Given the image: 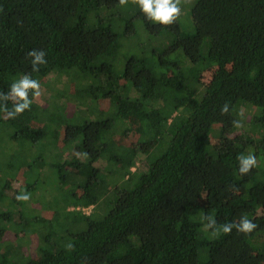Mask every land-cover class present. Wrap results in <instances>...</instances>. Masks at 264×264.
I'll use <instances>...</instances> for the list:
<instances>
[{
  "label": "trees",
  "instance_id": "obj_1",
  "mask_svg": "<svg viewBox=\"0 0 264 264\" xmlns=\"http://www.w3.org/2000/svg\"><path fill=\"white\" fill-rule=\"evenodd\" d=\"M189 7L192 32L182 29L180 16L169 25L149 20L132 0H0V93L9 95L0 99V127L15 149L45 139L49 158L61 155L56 145L63 131L67 159L49 165L57 180L75 182L64 214L54 212L55 233L40 232L41 243L24 261L17 247L4 246L9 230L0 229V264H264V0H191ZM136 20L166 42L126 57L123 35L136 33ZM33 49L46 53L39 71L28 56ZM120 52L126 65L117 72ZM215 66L203 83V71ZM55 70L66 85L84 79L67 98L76 112L85 107L81 115L49 110L29 91L30 109L10 118L4 106L12 111L17 102L12 84ZM91 78L103 89L94 90ZM247 120L255 134L236 133L233 121L244 127ZM216 125L218 146L211 142ZM120 133L134 134L133 150L114 140ZM3 142L0 136L5 153ZM143 144L151 145L144 167L133 170L126 157ZM249 154L257 165L240 173L238 156ZM10 187L7 181L0 190V207L15 202ZM102 208L107 211L99 214ZM11 215L1 211L0 222ZM244 217L257 225L250 233L239 231ZM43 219L30 223L51 221ZM225 224L231 233H224ZM57 232L70 241L61 244Z\"/></svg>",
  "mask_w": 264,
  "mask_h": 264
},
{
  "label": "rangeland",
  "instance_id": "obj_2",
  "mask_svg": "<svg viewBox=\"0 0 264 264\" xmlns=\"http://www.w3.org/2000/svg\"><path fill=\"white\" fill-rule=\"evenodd\" d=\"M191 0H181V12L180 13V23L181 27L186 32H192L194 30L193 20H192V13L190 6ZM130 6L127 5L125 8V12L131 11L129 10ZM121 14H117V17ZM135 34L130 35L126 34L123 35V43L124 48L122 49V53L125 54L126 57L131 56L132 54H141L145 51H151L155 47H162L166 42L165 37L160 36H151L145 30L141 21L136 20L135 22ZM146 53V52H145ZM181 53V52H180ZM118 55H121V52L114 57L115 61V69L117 72L123 71L126 65V58H119ZM217 71V67H210L206 68L200 80L203 83H209L214 76L215 72ZM93 84L94 90L100 91L103 88L100 86L98 80L96 78L89 79ZM40 91L41 94L37 97H34V101L42 106L47 107L49 110L57 111L58 113H72L81 115L79 112L85 110V107L82 106L81 110L76 112L77 104L74 100L67 99L68 96L73 95L75 92V88H79L80 86L84 85V79L80 82H72L69 85H66L68 79L60 78L55 70L53 73L46 77H42L40 80ZM13 99H16L13 96ZM112 101H115L113 99ZM102 105L108 109V114L110 116L113 115L112 104H110V99L102 100ZM244 111H247L244 109ZM257 112L256 109L251 110V114ZM84 114V113H82ZM85 118L79 117L77 120L78 124L84 123ZM34 127L37 125L34 123ZM244 130L249 131L252 134H255L254 126L247 120V123L244 127H239L236 130V133H242ZM6 130H3L0 127V136L3 138L4 142L3 147L6 150L5 153L0 152V166L9 165L11 163H15L16 166L14 168H9L0 174V190L3 189L5 182L9 181L10 186L12 187L11 191L15 192V194L10 193L9 197L15 195V202L11 203L12 200H6L5 205L2 204L0 207L1 211H7L12 214L11 220H2L0 222V229L5 227L9 230L4 237V246H15L18 248L17 253L19 257L17 259H21V261L27 258L29 248H34L38 244L41 243V236L39 233L49 232L55 233L56 227H54L53 222H57L59 220L54 217V212L59 211L60 214H64L65 207L67 206V191L73 187L74 181H68L65 183L63 180H57V176L55 174L54 168H50V162H59L64 161L67 157L69 148L64 146L62 143V139L64 136V132L61 131V138L60 141L56 145V150L61 153V155L57 156L58 158H53V153H50L51 158L47 155L48 152L46 146L47 141L43 139L42 141L32 145L31 143H26V145L22 146V149H18L16 147V143L12 142L11 140L7 139ZM220 132L221 126L216 125L212 132H211V142L214 146L219 145L220 141ZM107 139H111V134H106ZM117 142L121 143L127 150H133V147H136L135 136L133 133H129L128 136L117 134L114 137ZM7 147L5 148V146ZM13 145H15L13 147ZM9 146V147H8ZM12 146V147H11ZM150 144H143L140 145L135 153H130L126 157V161L133 160L134 165L133 170L138 167H144V160L146 159V153L150 149ZM71 149V148H70ZM4 151V150H2ZM8 151V152H7ZM16 153L14 156L13 154ZM45 155H44V154ZM64 155V156H63ZM69 159V158H68ZM263 163V161H261ZM143 164V165H142ZM124 164H120L116 167L115 173L117 175L121 174L124 170ZM26 185H31L34 188L27 189ZM10 187V188H11ZM108 186L104 185L99 187L98 192L102 194L103 191ZM10 191V189H9ZM78 191L81 192L80 189ZM20 195L28 196V200H18L17 197ZM14 201V200H13ZM10 204V206L8 205ZM71 207L70 209H72ZM107 211L106 208H102L99 210V214H103ZM195 215V214H192ZM44 218L43 220H51L50 222H44L43 224H32L30 220L34 218ZM25 221L20 225H17L18 221ZM32 224V225H31ZM29 225V226H28ZM21 228H19V227ZM36 229L38 231H36ZM18 234V236L16 235ZM58 237L60 238V243L65 245L70 241V237L67 235H63L60 232H57Z\"/></svg>",
  "mask_w": 264,
  "mask_h": 264
},
{
  "label": "clouds",
  "instance_id": "obj_3",
  "mask_svg": "<svg viewBox=\"0 0 264 264\" xmlns=\"http://www.w3.org/2000/svg\"><path fill=\"white\" fill-rule=\"evenodd\" d=\"M133 3H136L140 6L143 13L147 15L149 20L159 22L164 25L172 24L181 13V0H132ZM128 0H120L121 5H126ZM45 52L41 51L37 55V50L33 49L28 52V56L35 57L31 63L33 71H39V67L42 64H46L47 61L44 59ZM40 82L37 79H33L29 74L22 76L18 82L12 84L11 96H14L17 99V102L13 105V110L8 111L7 107L4 106V111L7 112V115L10 118H15V116L22 114L26 109H30L32 100L29 98V91L33 93L34 97H37L41 94L40 91ZM9 95L0 93V99H8ZM19 101H22L19 102ZM228 111L227 104L223 105L221 112L226 114ZM236 127H241L237 122L233 121ZM243 164V167L239 169L240 173H247L249 170L257 165V158L254 154H249L247 158H244L242 155L238 156ZM18 200H28V196L20 195L17 197ZM232 225L225 224L223 226L224 233H231ZM257 225L249 220L247 217L243 219V225L239 228L240 232L250 233L255 229Z\"/></svg>",
  "mask_w": 264,
  "mask_h": 264
},
{
  "label": "built area",
  "instance_id": "obj_4",
  "mask_svg": "<svg viewBox=\"0 0 264 264\" xmlns=\"http://www.w3.org/2000/svg\"><path fill=\"white\" fill-rule=\"evenodd\" d=\"M84 212L89 213L90 209L89 208H83Z\"/></svg>",
  "mask_w": 264,
  "mask_h": 264
}]
</instances>
